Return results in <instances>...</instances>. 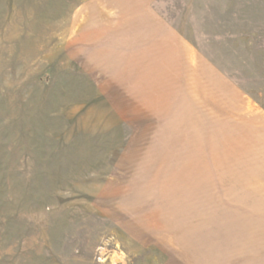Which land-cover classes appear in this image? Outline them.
Wrapping results in <instances>:
<instances>
[{"label":"rangeland","instance_id":"374dc122","mask_svg":"<svg viewBox=\"0 0 264 264\" xmlns=\"http://www.w3.org/2000/svg\"><path fill=\"white\" fill-rule=\"evenodd\" d=\"M259 190L264 0H0V264H184Z\"/></svg>","mask_w":264,"mask_h":264},{"label":"crops","instance_id":"0c3cea01","mask_svg":"<svg viewBox=\"0 0 264 264\" xmlns=\"http://www.w3.org/2000/svg\"><path fill=\"white\" fill-rule=\"evenodd\" d=\"M250 201L227 204L226 226L210 230L205 246L184 255V264H264V191Z\"/></svg>","mask_w":264,"mask_h":264}]
</instances>
